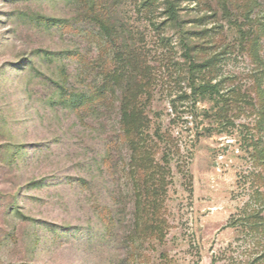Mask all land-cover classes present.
I'll return each mask as SVG.
<instances>
[{
	"label": "rangeland",
	"instance_id": "1",
	"mask_svg": "<svg viewBox=\"0 0 264 264\" xmlns=\"http://www.w3.org/2000/svg\"><path fill=\"white\" fill-rule=\"evenodd\" d=\"M80 1L0 0V264H264V232L242 220L264 217V0H176L181 25L163 0L141 11L148 0H113L125 62ZM42 15L69 22L49 30ZM214 56L211 72L191 73V58ZM138 58L144 136L172 140L157 155L170 169L158 198L137 211L138 192L144 199L156 179L138 171L135 195L124 173L130 151H117L112 170L105 162L121 90L112 113L79 116L58 83L100 87L107 70L131 72ZM200 78L221 94H194ZM166 145L170 162L160 159Z\"/></svg>",
	"mask_w": 264,
	"mask_h": 264
},
{
	"label": "trees",
	"instance_id": "2",
	"mask_svg": "<svg viewBox=\"0 0 264 264\" xmlns=\"http://www.w3.org/2000/svg\"><path fill=\"white\" fill-rule=\"evenodd\" d=\"M159 0H148L147 3H140L138 5L139 11L143 8L157 5ZM85 2V3H84ZM165 6V10L168 13L169 19L172 20L176 25H181V16L179 12V7L176 0H163ZM80 5L85 8L88 7V11L84 10L87 16H84L87 20L91 19L98 26L102 37L106 38L108 42H110L114 47L121 46L117 52H115V60L125 62V51L127 49L126 44L123 42V33L120 30L121 26L115 22L114 10L116 3L113 0H81ZM228 14V13H227ZM88 17V18H87ZM90 20V21H91ZM40 21L46 28L49 30L64 26L67 22L66 19H62L55 16L42 15L40 16ZM91 21V22H92ZM230 23H232V19H228ZM245 40L244 37H242ZM181 42L185 48V51L188 52L191 50L190 43L187 41L186 37L181 38ZM39 51L48 54L47 50L39 49ZM219 56H214L202 62L193 61L191 58V73H198L202 71L211 72L213 67L216 66V62ZM124 64V63H121ZM132 65L131 72L128 71L129 65H122L120 67H116L113 70H107L106 74L103 77L104 83L100 87H92L89 90H81L67 87L62 83H58V91L59 98L61 102L70 109L78 111V115L80 112L84 114V112L88 111L87 114H98L100 111L105 110V112L112 113L113 108L115 109V103L117 102V90H121L122 95L120 99V118L118 120L117 126L114 127V130L111 131L106 137V159L105 162L108 166H112L113 158L117 151L121 149V147L125 146L130 154L128 155V162L125 163L124 173L129 178L132 189L136 195L138 189H142L143 187H139L140 184L138 182V171L141 176H143L146 180V176H154V179L157 181V185L148 195L144 191L145 198L142 199L139 196L138 192L137 198L135 201V209L137 205L143 203L145 207L150 205L151 202L156 201L158 198L157 194L161 189V183L163 182L164 175L170 169L165 165L164 167L160 165L157 159V155L160 153V144L166 138L164 135H158V139H152L151 136H144L143 128L149 126L150 121L149 118L145 115V107L147 104L148 98L145 100L143 98L144 93H146L145 87L147 83L144 81V74L146 71V66L144 64V60L142 58H138L136 62L130 63ZM104 71H102L103 74ZM63 74H66L65 68L63 69ZM195 74H193L195 76ZM204 76V75H203ZM195 82L193 79V92L194 94L200 93L201 95L206 96L210 95H218L221 94V88L218 83H212L211 80ZM64 83V82H63ZM232 91V89H231ZM234 95L241 94V91H233ZM228 95V94H226ZM234 97V96H233ZM144 99V100H143ZM231 102L234 100L227 99L224 103L225 108L228 109L231 105ZM222 106V109L224 108ZM102 109V110H101ZM221 109V110H222ZM172 138H168L166 141L171 142ZM162 156L161 160L165 162H170L171 156L173 154L172 150L168 148L166 145L162 147ZM11 163V161L8 159ZM143 162L144 165L141 170L138 168V163ZM127 166V168H126ZM112 170V167H111ZM114 171V170H113ZM144 173L146 175H144ZM145 188V187H144ZM144 190V189H143ZM151 196H154V199H151ZM262 208V207H261ZM142 208L140 213H142ZM138 211V208H137ZM136 212V211H135ZM261 210L254 211L252 213H247L243 216L242 220H245V224L249 225L250 232L253 233H261L264 232V217L261 216ZM140 216L137 215L136 222L139 223ZM247 222V223H246ZM159 222L156 221V224L152 227V231L155 234L160 232Z\"/></svg>",
	"mask_w": 264,
	"mask_h": 264
}]
</instances>
